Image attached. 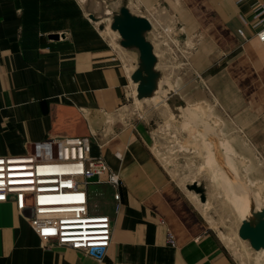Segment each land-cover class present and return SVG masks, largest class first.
<instances>
[{
    "label": "crops",
    "instance_id": "0c3cea01",
    "mask_svg": "<svg viewBox=\"0 0 264 264\" xmlns=\"http://www.w3.org/2000/svg\"><path fill=\"white\" fill-rule=\"evenodd\" d=\"M203 1L234 46L224 42L200 72L233 124L264 126V0ZM129 76L80 0H0V156L25 155L49 138L93 135L92 154L121 176L119 188L89 185L91 211L114 221L102 259L44 244L26 217L31 211L10 196L0 200V264H240L211 230L205 202L155 158L144 127L120 118Z\"/></svg>",
    "mask_w": 264,
    "mask_h": 264
},
{
    "label": "rangeland",
    "instance_id": "374dc122",
    "mask_svg": "<svg viewBox=\"0 0 264 264\" xmlns=\"http://www.w3.org/2000/svg\"><path fill=\"white\" fill-rule=\"evenodd\" d=\"M80 1L87 11L99 17L95 23L131 75L120 118L144 127L155 158L186 190L193 181L205 184L207 201L201 210L211 230L219 233L238 262L264 264V249H255L239 235L243 219L252 213V202L256 210L264 207V142L259 141L264 126L233 124L207 77L200 72L204 59L222 51L224 42L226 50L234 46L231 34L203 0ZM124 2L134 13L145 15L152 22L147 35L154 44L160 77L159 90L150 96L139 97L138 82L132 78L140 62L138 50L122 44L120 33L111 27L112 18L107 16L118 11ZM228 41L232 42L229 46ZM166 92L186 105L173 106ZM226 144L233 167L227 160ZM222 166L224 180L220 175ZM228 167L234 170V178ZM236 185L249 194L246 214L227 195ZM190 194L200 200L194 190Z\"/></svg>",
    "mask_w": 264,
    "mask_h": 264
},
{
    "label": "built area",
    "instance_id": "2783aa9c",
    "mask_svg": "<svg viewBox=\"0 0 264 264\" xmlns=\"http://www.w3.org/2000/svg\"><path fill=\"white\" fill-rule=\"evenodd\" d=\"M258 36L264 40V26ZM93 142V135L49 138L35 142L25 155L0 156V200L14 196L22 212L32 208L26 217L44 244L81 249L102 259L113 241L114 221L108 213L91 211L89 185L108 183L119 188L121 176L106 159L92 154ZM115 154L121 156L119 150ZM44 166L60 169L40 171ZM114 196L119 211V189ZM169 241L176 243L172 232Z\"/></svg>",
    "mask_w": 264,
    "mask_h": 264
},
{
    "label": "water",
    "instance_id": "95a60500",
    "mask_svg": "<svg viewBox=\"0 0 264 264\" xmlns=\"http://www.w3.org/2000/svg\"><path fill=\"white\" fill-rule=\"evenodd\" d=\"M118 13L119 15L112 19L111 27L120 33L123 45L138 50L140 62L138 68L133 72L132 78L138 82L139 97L150 96L159 90L158 80L160 77L159 71L156 68L157 54L154 49V44L147 35V32L152 28V22L147 16L134 13L126 2L119 6ZM89 16L94 21H97L94 13L89 12ZM100 23L101 26L104 25V22ZM50 35L58 38L61 34L52 33ZM170 93H165L168 96L170 104L173 106L186 105L185 101L175 99ZM205 130L206 128H203L202 132ZM230 174L232 177L234 176L231 170ZM187 187L200 194L203 202L207 201L206 187L203 182L193 181L192 183H188ZM29 210L33 213L32 208H29ZM255 212V217L258 220H244L239 227V235L249 240L255 249H261L264 248V207H261Z\"/></svg>",
    "mask_w": 264,
    "mask_h": 264
},
{
    "label": "bare ground",
    "instance_id": "6f19581e",
    "mask_svg": "<svg viewBox=\"0 0 264 264\" xmlns=\"http://www.w3.org/2000/svg\"><path fill=\"white\" fill-rule=\"evenodd\" d=\"M86 9V8H85ZM87 10V9H86ZM88 13L90 11H87ZM92 13V12H90ZM117 15H119L118 11H112V12H109L107 16H109V18L111 17L112 19L115 18ZM96 16V15H95ZM96 19L97 21L100 20L99 17L96 16ZM228 144L225 145V149H226V153L230 151V147L226 148ZM229 146V145H228ZM222 156V155H221ZM216 157V156H215ZM223 158V157H222ZM227 160H228V163L230 165V167H233V164H231V161H230V155L227 153ZM223 162V161H221ZM225 162V161H224ZM223 162V164H224ZM23 164H28V163H23ZM226 164V163H225ZM1 166V165H0ZM27 166V165H26ZM26 168H29V167H26ZM3 169L2 167H0V170ZM57 169H60L59 166H44V167H41L39 170L40 171H54V170H57ZM234 169V168H233ZM232 169V170H233ZM224 170H225V167L222 166L221 169H220V175H221V179L224 180V175H222L224 173ZM219 171V170H218ZM234 172V170H233ZM235 173V172H234ZM217 174V173H216ZM217 176V175H216ZM217 179V178H216ZM25 182H31V181H25ZM224 182V181H223ZM195 192V191H194ZM196 193V192H195ZM198 194V193H196ZM200 196V194H198ZM227 195L230 196L231 200H233L236 204H238V206L240 207V209L242 210L243 214L248 211L249 209V206H247L249 204V194H247V191L243 190L242 187L240 188H237V185L235 187V189L231 190V191H228L227 192ZM201 199V198H200ZM206 202V201H205ZM236 206V205H235ZM234 206V207H235ZM256 205L252 202V213L250 216H248L247 218L243 219L246 220V219H250V220H253V221H256L258 220L256 216ZM242 221V222H243ZM261 249H264V248H261ZM261 249H257V250H261Z\"/></svg>",
    "mask_w": 264,
    "mask_h": 264
}]
</instances>
